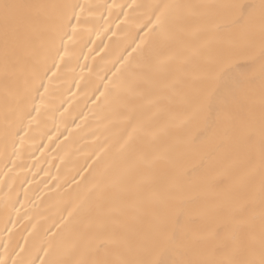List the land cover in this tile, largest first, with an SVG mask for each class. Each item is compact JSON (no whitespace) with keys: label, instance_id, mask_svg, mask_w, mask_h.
Listing matches in <instances>:
<instances>
[{"label":"bare ground","instance_id":"1","mask_svg":"<svg viewBox=\"0 0 264 264\" xmlns=\"http://www.w3.org/2000/svg\"><path fill=\"white\" fill-rule=\"evenodd\" d=\"M30 2L84 11L58 53L25 44L7 77L0 57V261L173 264L162 232L202 235L240 204L258 241L264 25L256 9L234 26L226 6L260 0ZM222 52L252 83L239 105L213 101L217 123L193 119ZM232 121L251 138L225 153L217 144ZM177 172L180 187L165 191Z\"/></svg>","mask_w":264,"mask_h":264},{"label":"snow or ice","instance_id":"2","mask_svg":"<svg viewBox=\"0 0 264 264\" xmlns=\"http://www.w3.org/2000/svg\"><path fill=\"white\" fill-rule=\"evenodd\" d=\"M170 7L165 5L164 9ZM226 7L235 10L231 18V24L234 26L249 23L254 18L256 9L260 10L261 23L264 25V0H260L259 5L233 4ZM77 8L80 9V13L84 11L83 5L76 4L0 0V57L3 60L5 76L9 74L10 66L19 61L18 53L25 44L32 45L36 54L41 51L58 53L57 40L63 43L65 38L71 40L75 34L76 25L80 21ZM164 14L165 11H162L161 16ZM161 16H157V22ZM73 20L76 21V25L73 24ZM68 29H71V33ZM261 59L264 60V48L261 50ZM239 67L234 64L231 53L222 52L219 55L216 67L209 77L214 86L204 94L193 113V119L203 118L206 122L217 123L212 119V105L213 101L221 96L230 97L234 104H240L241 96L252 80L246 74H236L235 70ZM227 72L234 73L232 82L228 87L221 88L220 83ZM261 74L264 77V64L261 67ZM40 87L44 85L41 83ZM36 91L39 92V88ZM250 126L242 122H230L220 133L217 150L225 153L237 151L243 139L251 138L250 133L247 137L244 136L245 127ZM260 133L262 137L260 163L264 168V109L261 113ZM236 163L238 159H233V165ZM184 175L186 174L175 173L171 177L170 185L164 190L180 187ZM161 238L173 247L179 256L173 264H264V225L257 241L246 218L243 204L230 207L229 211L217 218L202 235L188 237L178 235L175 231L171 233L164 231ZM209 249L211 257L207 255ZM0 264L5 262L0 261ZM158 264L166 262L159 261Z\"/></svg>","mask_w":264,"mask_h":264}]
</instances>
